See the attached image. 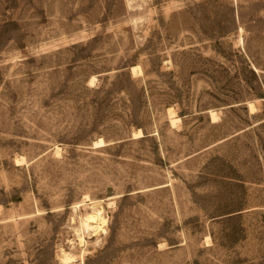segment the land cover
Returning a JSON list of instances; mask_svg holds the SVG:
<instances>
[{
	"label": "rangeland",
	"instance_id": "rangeland-1",
	"mask_svg": "<svg viewBox=\"0 0 264 264\" xmlns=\"http://www.w3.org/2000/svg\"><path fill=\"white\" fill-rule=\"evenodd\" d=\"M0 264H264V0H0Z\"/></svg>",
	"mask_w": 264,
	"mask_h": 264
},
{
	"label": "bare ground",
	"instance_id": "bare-ground-1",
	"mask_svg": "<svg viewBox=\"0 0 264 264\" xmlns=\"http://www.w3.org/2000/svg\"><path fill=\"white\" fill-rule=\"evenodd\" d=\"M138 69H139V65H132L131 66L132 73L135 71H138ZM208 111L211 114V118H214V116H215L214 111L213 110H208ZM177 119H178V117H175L174 115L170 116L171 123L175 122V120L177 121ZM137 134L138 135L142 134L141 129L137 130ZM102 144H104L102 137H99L93 143L94 146H98V145H102ZM19 160H21V159H19ZM92 202H91V207H90L91 210L85 212L80 218V225H81V228L83 230V232L78 233V239H79L80 243H84V241H85V238H84V234H85L84 231L85 230L87 232H89V230H92V232L94 234V233L98 232L99 230L103 229L104 225L107 222V218H106V215L104 214V209H103L102 205H100V204L96 205V203L92 204ZM59 258L64 262H68L74 258V254H72L71 252L66 251L64 249H61L60 254H59Z\"/></svg>",
	"mask_w": 264,
	"mask_h": 264
}]
</instances>
